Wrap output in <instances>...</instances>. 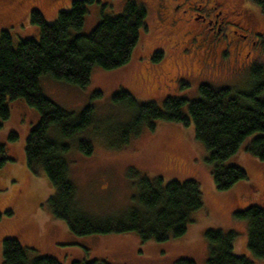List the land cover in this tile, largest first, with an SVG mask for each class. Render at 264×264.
Wrapping results in <instances>:
<instances>
[{"label": "rangeland", "instance_id": "rangeland-1", "mask_svg": "<svg viewBox=\"0 0 264 264\" xmlns=\"http://www.w3.org/2000/svg\"><path fill=\"white\" fill-rule=\"evenodd\" d=\"M73 1L26 0L21 9L13 12L10 8L15 5L10 4L0 14V29L20 21L9 28L14 46L26 39L39 40L40 26L31 21L32 11H40L51 23L60 11L69 10ZM98 1L88 4L81 34H91L104 15H121L125 9V2L112 1L102 8V2ZM150 10L147 28L141 30L138 48L126 65L111 70L95 67L85 87L44 75L41 88L47 97L75 115L89 105L95 107L93 125L73 138L64 139L70 146L66 158L77 202L88 216L105 220L135 207V171L150 177L160 176L166 181H197L203 192L204 207L193 215L183 237L165 242L143 241L134 232L89 236L71 233L67 223L55 217L48 206L55 192L51 181L42 169L31 172L27 167V139L41 114L24 99H7L10 118L0 128V146H5V155L12 160L0 168V264H4L3 241L14 235H18L25 248L32 250L33 257L48 256L61 264L95 260L110 264H174L179 259L207 264L211 247L205 233L209 229L233 231L237 234L235 254L245 255L255 264H264V258L255 256L248 248V222L234 217L237 207L240 210L254 205L264 207L263 160L239 150L226 163L244 169L249 181L241 180L230 190L220 191L213 180L209 151L196 140L193 123L189 126L157 123L153 130L145 128L124 149L116 148L120 137L113 139L109 135L133 119L132 108L112 100L122 89L140 102H156L160 106L167 97L197 100L204 84L216 89L251 92L264 82V73L260 80L254 76L255 67L264 70V44L258 41L253 49L244 44L249 40L234 38L229 46L221 41L213 47L215 41L206 38L193 43L192 52L180 54L189 37L179 34L167 40L154 35L155 12L153 7ZM259 28L264 32V22ZM158 52L164 55L156 62L154 56ZM261 96L264 98V90ZM12 133L17 135L16 139H10ZM49 133L52 138L60 139L57 125ZM258 136H264V132L249 136L246 144ZM84 139L94 146L91 155L79 151L78 144Z\"/></svg>", "mask_w": 264, "mask_h": 264}, {"label": "trees", "instance_id": "trees-1", "mask_svg": "<svg viewBox=\"0 0 264 264\" xmlns=\"http://www.w3.org/2000/svg\"><path fill=\"white\" fill-rule=\"evenodd\" d=\"M93 0H74L69 10H62L55 21L47 22L38 10L31 13V21L40 26V38L26 39L14 46L9 30L0 32V128L10 118L7 99H24L41 114L26 143V162L31 172L42 169L52 185L54 195L48 206L55 217L64 220L71 233L77 236L96 234L137 233L143 241L165 242L183 237L193 215L204 207L200 184L192 179L166 181L163 177H150L135 171L137 205L120 216L97 220L84 213L77 202V191L70 178V165L66 154L70 146L64 141L93 125L95 107L87 106L75 115L47 97L40 84L41 77L85 87L90 83L95 67L111 70L126 65L137 50L141 30L147 28L148 10L137 2H129L123 13L103 16L91 34L84 35L88 4ZM264 12V0H261ZM155 54V53H154ZM163 52L154 56L155 61ZM264 70L254 69L260 80ZM264 82L251 92L244 93L230 88L216 89L200 86V98L167 97L163 106L156 102H140L130 92L122 89L112 96L116 104L133 109V119L110 135L120 137L117 149H124L145 128L155 129L157 123L194 125L195 138L209 151L212 176L220 191L230 190L241 180L249 181L248 173L227 161L239 150H245L264 161V136L246 144L249 136L264 132ZM57 125L60 139L50 136V129ZM12 133L10 139H16ZM83 155H91L94 146L89 140L78 144ZM114 147V146H109ZM5 146H0V168L9 162ZM11 214L12 212H8ZM234 217L246 220L249 225L248 248L257 257L264 258V207H238ZM2 213H0V220ZM210 242L207 264H255L245 255L234 252L236 233L209 229L205 233ZM18 235L3 241L4 264H61L57 259L33 257ZM73 264H110L107 261H76ZM174 264H196L190 259H179Z\"/></svg>", "mask_w": 264, "mask_h": 264}, {"label": "flooded vegetation", "instance_id": "flooded-vegetation-1", "mask_svg": "<svg viewBox=\"0 0 264 264\" xmlns=\"http://www.w3.org/2000/svg\"><path fill=\"white\" fill-rule=\"evenodd\" d=\"M25 1L0 0V14L4 10L3 7H8L10 4L15 5L10 8L11 12L17 11V8L21 9ZM97 1L93 0V3ZM100 1L102 8L112 1L125 2V7L129 2H137L145 6L148 12L153 7L156 25L154 35L167 40H172L179 34L189 37L184 45L185 48H180V54L192 52L195 46L192 48L190 46L206 38L215 41L213 47L221 41L229 46L234 38L249 40L244 44H249L253 49L258 41L264 44V32L259 28L260 23L264 22L261 0H99L98 2ZM19 22H13L0 31L9 30Z\"/></svg>", "mask_w": 264, "mask_h": 264}]
</instances>
